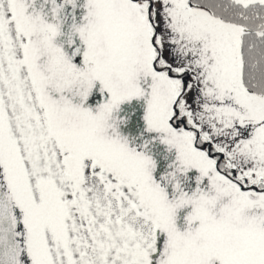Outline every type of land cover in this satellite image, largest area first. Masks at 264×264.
<instances>
[{
  "label": "snow or ice",
  "instance_id": "6c2138e0",
  "mask_svg": "<svg viewBox=\"0 0 264 264\" xmlns=\"http://www.w3.org/2000/svg\"><path fill=\"white\" fill-rule=\"evenodd\" d=\"M0 264H264V0H0Z\"/></svg>",
  "mask_w": 264,
  "mask_h": 264
}]
</instances>
